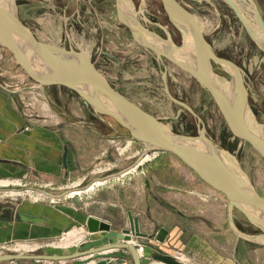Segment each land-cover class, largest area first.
I'll return each instance as SVG.
<instances>
[{
    "label": "rangeland",
    "instance_id": "374dc122",
    "mask_svg": "<svg viewBox=\"0 0 264 264\" xmlns=\"http://www.w3.org/2000/svg\"><path fill=\"white\" fill-rule=\"evenodd\" d=\"M120 1L122 9L130 13V16L142 28L147 30L148 33L155 34L157 37L163 39L162 42L168 41L175 47L181 44V33L168 19L159 0ZM178 1L197 18L199 29L212 51L223 59L235 58L234 61L244 78L243 84L247 98L249 99V104H247L253 115L252 121L257 124L264 123V55L263 52H260L253 45L247 36L249 34L260 38L261 35H256L251 30L250 23L247 20L248 30L245 28V31L234 11L221 2V0ZM244 1L248 5L255 6L254 0ZM235 3L238 4L236 0ZM13 4L18 19L32 32L37 40L64 48L85 51L95 68L115 90L138 105L142 110L170 126L172 131L194 137L202 134L205 139L222 150L221 153L227 158L228 164L249 183L252 189L257 194L264 196V161L259 154L252 146L235 136L228 129L208 92L197 81H193L192 76L177 70L167 60L158 58L150 51H147L142 44L130 36L122 20L114 12L113 0H101L99 10L95 14L92 11L89 12L88 6H82L80 0H13ZM258 13L264 20V14L259 10ZM246 16L249 17L248 15H244V17ZM254 26L255 29L257 28V33H259L257 25L254 24ZM94 30L96 33L99 31V35L94 34ZM139 31L140 34H146L142 30ZM240 56H244L245 60L239 59ZM11 59L10 53L0 48V70L2 71V76H5V79L10 76L20 77L26 84H31L33 81ZM243 62L244 66L241 65ZM254 62L258 64L257 71L254 75L255 77L249 78L248 72L251 68L257 66V64L253 65ZM211 68L218 79L222 81L229 80V77L226 76L219 64L212 63ZM33 84L35 83L33 82ZM47 90L49 100L44 101L40 96H37L39 105L36 108L40 107V105L46 106L50 114L52 113L54 116L67 117L70 121H84L82 127H79L81 128L80 132L89 133L93 129L101 134L116 136L115 139H119L120 145H111L109 152L112 156H117V152L120 151L124 144L123 140L130 137L126 128L120 126L108 116L97 115L89 106H85L74 92L64 87L50 85L47 86ZM72 132L79 131L70 130V133ZM142 148L143 146L139 142L132 139L125 153L129 154L140 151ZM153 151L156 152L155 156L151 158L153 154L148 155L150 159L142 165V168L145 170L144 176L133 174L135 176H132V178L123 177V181L115 180L111 182V188L116 190L121 182L125 183L128 181L127 183H131L137 177H146L145 179L151 181L153 178H150V175L153 174L165 185H188L198 194L210 193L223 198L222 194L212 190L200 181L175 156L167 152ZM134 159L135 157L127 160V166ZM154 161L156 162L155 165L152 164ZM147 164L150 166L148 172L145 169ZM92 165L88 166L87 170H91ZM101 166L98 165L96 167L101 168ZM124 168H121V170L113 168V171L94 172L83 179L78 185L77 180L73 178L74 180L70 179L68 182L58 184V187L53 189L44 188L42 190L50 194H57L59 192L60 194L67 193L69 197L74 196L84 185L90 184L92 180H102L107 173H119ZM150 172L152 173L149 174ZM1 180H8L12 184L8 185V183L6 187H0L3 192H8L11 195L23 194L21 197L16 196L15 200L28 198L32 201H41L39 199L34 200L30 196L25 195L31 193V186L28 187L29 185H27L25 186L27 188L21 190L18 188L23 187L19 184L16 185L19 180ZM71 181L76 182L72 184V188L69 184ZM99 183L96 182V184ZM0 192L3 193L2 191ZM35 193L41 197L50 196L41 191H35ZM52 197L51 199H53ZM232 214L234 216V226L239 231L246 235L260 233V230L250 224L239 211H235L234 209ZM81 230L80 226L71 227L61 236L59 235L43 241H14L15 245H13L12 250L3 251L0 254L11 253L20 244L32 247V249L16 251L19 253L71 252L84 239L81 237ZM69 231L77 232L76 239H71V244L60 245L64 242L63 239H65L66 233ZM260 240L263 242L262 244L244 241V246L240 247L244 248L246 252L243 264H264V235ZM11 243L13 244V242ZM42 243H47L48 245L44 246ZM175 257L178 259V255ZM187 263L196 264L195 262L188 261ZM0 264L80 263L76 259L64 262L18 259L1 261Z\"/></svg>",
    "mask_w": 264,
    "mask_h": 264
},
{
    "label": "crops",
    "instance_id": "0c3cea01",
    "mask_svg": "<svg viewBox=\"0 0 264 264\" xmlns=\"http://www.w3.org/2000/svg\"><path fill=\"white\" fill-rule=\"evenodd\" d=\"M254 4L264 14V0H254ZM47 95V87L26 84L20 77L5 79L0 70V179L20 180L40 189L47 184L55 188L73 178H87L93 173L87 170L92 164L93 168L111 163L109 171L127 166V160L109 152L111 139L116 136L93 129L80 132L84 121L54 116L46 106L36 108V97L48 101ZM149 168L147 164L146 172ZM118 174L107 173L103 177L106 181L91 189L89 184L84 185L76 196L52 194L62 198L58 202L28 198L0 201V243L49 240L77 226L82 228L81 237L86 238L84 222L88 215L121 231L128 228L129 212L136 219L138 231L145 233L131 237L140 258L148 259L144 264H162L154 259L160 253L174 257L179 253L196 264H243L246 252L240 247L248 240L230 228L224 197L198 194L188 185H165L153 174L151 181L137 177L131 183L121 182L115 190L110 183L118 180ZM233 219L232 214L230 221L234 225ZM160 228L165 230L161 241L155 239ZM123 259L132 264L126 249H108L76 258L80 264H120Z\"/></svg>",
    "mask_w": 264,
    "mask_h": 264
},
{
    "label": "water",
    "instance_id": "95a60500",
    "mask_svg": "<svg viewBox=\"0 0 264 264\" xmlns=\"http://www.w3.org/2000/svg\"><path fill=\"white\" fill-rule=\"evenodd\" d=\"M159 1L168 19L181 33L182 42L177 46L181 59L174 57L172 53H161L156 47H151L135 37L136 33L134 39L192 76L208 92L228 129L252 146L264 161V140L257 132V127L264 123L257 124L252 121L253 115L246 101V92L238 67L214 54L199 29L197 18L178 0ZM223 1L234 11L247 30L243 12L258 26L263 38L252 37L264 52V22L256 7L248 5L244 0H236L238 4L235 0ZM120 2L116 0L118 16L121 14ZM4 4L5 6H0V48L10 53L13 61L29 79L39 88L57 85L74 92L94 113L108 116L126 128L130 138L139 142L145 150H157L175 156L200 181L223 195L227 202L229 226L238 236L257 244L263 243L260 239L264 235V196L257 194L239 173L220 158L222 150L219 147L205 139L202 134L194 137L172 131L170 126L142 110L115 90L95 68L86 53L37 40L18 19L13 0H6ZM134 21V18H130V22ZM136 25L140 30L148 32L140 25ZM186 46L194 51L192 63L185 59L183 52L187 51ZM210 60L228 72V81L218 79L212 71ZM214 82L231 84V94L226 98L219 92ZM234 102L236 106L233 105ZM201 138L203 141L199 140ZM65 154L64 148L63 163ZM41 191L52 195L47 191ZM234 209L258 228L260 233L246 235L238 231L230 221ZM127 219L128 228L117 231L112 229L108 222L88 215L84 222L87 236L71 252L38 254L11 252L0 254V262L18 259L64 262L108 249H126L132 264H144L148 259L140 258L135 245L129 241L132 236H145V233L138 231L136 219L132 218L129 212ZM96 232L103 234L94 237L92 234ZM164 235L165 230L160 228L155 239L161 241ZM110 239L117 241L109 242ZM154 259L162 264H184L164 253L155 255Z\"/></svg>",
    "mask_w": 264,
    "mask_h": 264
},
{
    "label": "built area",
    "instance_id": "2783aa9c",
    "mask_svg": "<svg viewBox=\"0 0 264 264\" xmlns=\"http://www.w3.org/2000/svg\"><path fill=\"white\" fill-rule=\"evenodd\" d=\"M124 141V144H123V146L121 147V149H120V151L119 152H117L116 150V152L118 153L117 154V157H122L124 160H129V159H131V158H133V157H135V159H134V161H132V163H130L128 166H126L121 172H119V174L118 175H116V177L118 178V180H120L119 178H123V177H127V178H132V176H135V175H140V176H144V174H145V170L142 168V165L146 162V161H148L150 158H148V159H144V160H141V158H143V156L144 155H146V154H151L152 152H154V153H152L153 154V156H151V158L152 157H154L155 156V154H156V152L155 151H151V150H145L144 148H142L140 151H135V152H133V153H129V154H126L125 152H126V148H127V146H129L130 144H131V142H132V139L129 137V138H126L125 140H123ZM120 141H119V139H111V145H113V146H118V145H120V143H119ZM115 149H116V147H115ZM96 166H98V165H95L92 169H91V172H99V171H109V170H111L112 169V167H113V165L111 164V163H106V164H104V165H102V167L101 168H99V167H96ZM133 174H135V175H133ZM84 178H81L80 180H77V185L78 184H80V182L83 180ZM1 180V179H0ZM18 181V180H17ZM101 181H103V183L106 181L105 179H102ZM73 183H76L75 181H71L69 184L71 185V188L73 187L72 186V184ZM91 183H93V181L91 182ZM102 183V184H103ZM20 185L21 187H23V188H18V189H25V188H27V187H25V186H27L28 184H26V183H24V182H20V180H19V182H17L16 183V185ZM8 185H12V184H8ZM99 185H101V184H97V185H94V186H99ZM7 185H5V186H0V187H6ZM28 187H30V186H28ZM43 187H45V188H50V189H53L54 187L52 186V185H49V184H47V185H44ZM66 187H68V186H66ZM32 190L30 191L31 193L30 194H25V195H27L28 197L30 196V198H32V199H34V200H36V199H39V200H41V201H52V202H58L60 199H62V198H60V197H52L51 195L50 196H44V197H41V196H37V193H35V191H41L42 189H39V188H33V187H30ZM29 188V189H30ZM6 189V188H5ZM0 191H2L3 192V190L2 189H0ZM42 192V191H41ZM23 194H21V195H11V194H8V192L6 193V192H3V193H1L0 192V201H6V200H15L16 199V196L17 197H21ZM7 196H8V198H7ZM51 197L53 198V199H51ZM63 197V196H62ZM64 198V197H63ZM63 234V233H62ZM61 234V235H62ZM60 235V236H61ZM11 242H13V244L11 243ZM13 245H15V243H14V241H6V242H2V243H0V252H3V251H8V250H12V247H13ZM42 245H44V246H47L48 244L47 243H42ZM136 247V246H135ZM136 249H138L137 247H136ZM13 252H16V251H13ZM19 253V252H18ZM179 253H176V255H178ZM175 255V256H176ZM176 258V257H175ZM128 263V260L127 259H123L122 260V262L120 263V264H127Z\"/></svg>",
    "mask_w": 264,
    "mask_h": 264
},
{
    "label": "bare ground",
    "instance_id": "6f19581e",
    "mask_svg": "<svg viewBox=\"0 0 264 264\" xmlns=\"http://www.w3.org/2000/svg\"><path fill=\"white\" fill-rule=\"evenodd\" d=\"M4 2H6V0H0V6H5V4H4ZM120 7H121V5H120ZM120 12H121V14H120V18L121 19H123L124 21H126V24H128V25H130V18H132L131 16H130V13H128L127 11H124V9H122V7H121V9H120ZM141 15V14H140ZM245 19L250 23V28H251V30H253V32L256 34V35H261V32H259L260 31V29H259V33H257V28L255 29V26H254V24L255 23H253L252 22V20L249 18V17H245ZM253 25V26H252ZM258 27V26H257ZM140 29V28H139ZM139 29H138V32H140L139 31ZM136 33V35H135V33H134V35H135V37L137 36L138 37V39L140 38L141 40H143L145 43H147V44H149L151 47H156L157 48V50L158 51H160L161 53H172V55L174 56V57H176V58H178V59H181V54H180V52L178 51V49H177V47H175V46H173L172 44H170V42H168V41H165V42H162V40L163 39H161V38H159V37H157L155 34L153 35V34H150V33H148V32H145L146 34H140V33ZM261 38H263L262 37V35H261ZM186 48H187V51L185 50L183 53H184V55H185V59L188 61V62H190V63H192L193 62V57H194V51H192L191 50V48H188V46H186ZM85 53V52H84ZM192 61V62H191ZM249 66V65H248ZM215 83V85H216V87H217V89L219 90V92L221 93V94H223L226 98H227V96L229 95V94H231V92H232V89H231V84H228V83H224V84H219V83H217V82H214ZM233 105L234 106H236V102H234L233 103ZM253 126V125H252ZM257 132H258V134H259V136L264 140V124H262V125H260L259 127H257ZM199 140H202V138L201 139H199ZM203 141V140H202ZM152 153H154V152H152ZM151 153V154H152ZM148 155H150V154H146V155H144L143 156V158H141V160H144V159H146V158H148ZM153 156V155H152ZM220 156V158H222L226 163H228L227 162V158H225L224 156V154H220L219 155ZM96 182H100L99 184H102L103 183V181H101V180H96V181H93V183H91V184H89V186H88V189L89 188H93V186L94 185H97L96 184ZM9 183V181L8 180H0V185H7ZM11 183H12V181H11ZM10 184V183H9ZM16 194V193H15ZM19 194V193H18ZM77 234V232H74V231H69L68 233H66V237H65V239H63L64 240V242H62V244H60V245H63V246H65V245H67V244H71V239L73 240V239H76V235ZM79 234V233H78ZM79 239V238H78ZM129 242H131L132 244H133V241L131 240V241H129ZM30 249H32V247H28V246H25V245H19L18 247H16V248H14V251H19V250H23V251H27V250H30ZM138 250V249H137ZM138 252H139V250H138ZM177 259V258H176ZM178 261H181V262H183L184 264H189V263H187V261H186V259L183 257V256H181V255H178V259H177Z\"/></svg>",
    "mask_w": 264,
    "mask_h": 264
},
{
    "label": "flooded vegetation",
    "instance_id": "af4514ba",
    "mask_svg": "<svg viewBox=\"0 0 264 264\" xmlns=\"http://www.w3.org/2000/svg\"><path fill=\"white\" fill-rule=\"evenodd\" d=\"M160 2V1H159ZM221 2H223L224 4H226L223 0H221ZM80 3L82 4V6L84 5V6H88L89 7V12H94L93 14H95L96 13V11L97 10H99V7H100V4H101V0H80ZM161 4V3H160ZM227 6H228V4H226ZM81 6V7H82ZM229 7V6H228ZM66 8H67V6H66ZM113 8H114V12H115V14H117V8H116V0H113ZM96 9V10H95ZM231 9V8H230ZM232 10V9H231ZM262 18V17H261ZM262 20H263V18H262ZM263 22H264V20H263ZM124 24V26H125V28L127 29V31L129 32V34H130V36L134 39V33L136 32H138V27H137V25L136 24H138V22H136V21H134V22H130V25H128V24H126V23H123ZM139 25V24H138ZM241 25H242V27L245 29V26L241 23ZM140 30V29H139ZM133 31H134V33H133ZM245 31H246V29H245ZM96 32H95V30H94V34H95ZM138 33H140V32H138ZM96 34H98L99 35V31H98V33H96ZM248 36V38H249V40L253 43V45L255 46V47H257V49L260 51V52H263L259 47H258V45L256 44V42H255V39L251 36V35H247ZM261 38V37H260ZM135 40V39H134ZM136 41V40H135ZM141 44V43H140ZM142 46L144 47V48H146V50L147 51H150L152 54H154V55H156L158 58L160 57V58H162L163 60H167L168 62H170L171 64H173L174 65V67L177 69V70H179V71H183V72H185L184 70H182L181 68H179L176 64H174L173 62H171V61H169L167 58H165L164 56H162V55H160V56H158L151 48H149V47H146V46H144L143 44H142ZM78 50H81V49H78ZM212 50V49H211ZM83 51V50H82ZM240 51V50H239ZM85 52V51H84ZM241 52V51H240ZM86 53V52H85ZM87 54V53H86ZM215 54V53H214ZM216 55V54H215ZM241 55H242V53H241ZM263 55H264V52H263ZM242 59V60H245V57L244 56H240L239 57V59ZM224 59H226V60H228V61H230V62H232L234 65H236V62L234 61V59L235 58H224ZM212 63L213 64H217L216 62H214V61H212V60H210V64L212 65ZM257 63L256 62H254V64L253 65H256ZM241 65L242 66H244V62L243 63H241ZM249 65H251V64H249ZM237 66V65H236ZM238 67V66H237ZM257 67H258V64H257V66L255 67V68H251V70L248 72V74H249V78H253V76L255 75V73H256V71H257ZM238 69H239V67H238ZM224 70V69H223ZM240 71V70H239ZM224 72H225V74H226V76L227 77H229V74H228V72L226 71V70H224ZM186 73V72H185ZM188 75V74H187ZM241 77H242V75H241ZM255 77V76H254ZM243 77H242V82H243ZM193 81H195L194 79H193ZM196 82V81H195ZM244 85V84H243ZM246 91V90H245ZM213 101V100H212ZM246 101H247V103L249 104V99L247 98V93H246ZM213 103H214V101H213ZM214 105H215V103H214ZM216 106V105H215ZM217 108V107H216ZM218 110V109H217Z\"/></svg>",
    "mask_w": 264,
    "mask_h": 264
}]
</instances>
